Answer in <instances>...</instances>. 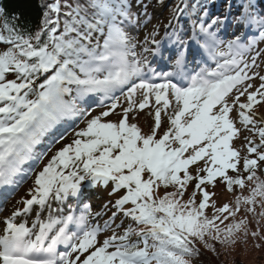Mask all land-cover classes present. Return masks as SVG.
Segmentation results:
<instances>
[{
	"label": "snow or ice",
	"instance_id": "snow-or-ice-1",
	"mask_svg": "<svg viewBox=\"0 0 264 264\" xmlns=\"http://www.w3.org/2000/svg\"><path fill=\"white\" fill-rule=\"evenodd\" d=\"M42 6L35 31L7 19L0 23V188H19L29 175L23 166L41 159L35 146L57 125L79 118L86 126L36 174L30 198L20 202L23 207L0 221V264H194L201 247L219 254L209 241L233 248L240 239L246 243L249 235L259 238L258 232H249L248 220L236 216L243 209L257 223L264 219V115L254 112L264 105V75L253 71L259 68L257 44L264 42V15L252 12L250 5L234 23L255 28L257 38L237 35L226 45L216 28L227 18L194 23L190 38L173 32L169 39L176 46L174 65L179 71L163 74L164 82L156 83L155 70L143 55L163 57L156 33L154 47L145 46L141 54L133 35L143 23L141 11L147 14L143 0H48ZM190 43L198 44L216 67L186 72ZM174 75L187 85L172 82ZM169 94L175 103L170 127L157 138L161 112L172 107ZM153 97L155 123L144 134L129 122L130 114L135 119ZM89 99L106 110L92 116L81 103ZM113 114L117 120L105 119ZM237 119L251 133L244 137L243 155L233 147L240 134ZM199 161L203 166L192 174L190 166ZM217 178L228 192L234 186L243 190L246 181L253 186L248 196L236 197L234 206L211 205L209 216L205 210L214 194L207 186L215 187ZM193 180L194 190L185 200ZM85 181L111 184L110 195L126 190L112 205L110 218L111 223L118 215L129 221L122 234L116 230L123 224H92L99 213L88 204L78 215L76 209L65 213L63 205L70 197L79 200ZM161 187L174 190L159 196ZM34 211L29 227L27 217ZM105 231L112 234L100 239Z\"/></svg>",
	"mask_w": 264,
	"mask_h": 264
},
{
	"label": "rangeland",
	"instance_id": "rangeland-1",
	"mask_svg": "<svg viewBox=\"0 0 264 264\" xmlns=\"http://www.w3.org/2000/svg\"><path fill=\"white\" fill-rule=\"evenodd\" d=\"M210 1V0H209ZM143 4L146 6L147 14L144 15L143 11H141V16L143 19V23L140 27L133 31V35L136 38L137 42V52L138 54L143 53V48L147 47H154L151 44V39L153 38V32L156 33L155 39L160 42V45L163 48L167 46H172L173 43L170 42L169 37H171L173 32L179 33L183 35L185 38H189L193 30V24H197L200 21L210 22L212 19L217 17L221 18L222 20L227 18L226 22L223 25H220L216 28V31H220L224 25L227 24L228 32L225 33L224 36H221L219 39L225 42V45L228 41L234 40L237 35H241L239 33L241 30L238 25L234 23L236 17L241 16L242 14H246L249 11L250 3L238 5L234 0H226V1H219V2H208V5L204 7H195L193 8V16L182 19V15L176 21V18L173 19V15L175 13L172 12L173 5L170 2H163V3H155L152 0H143ZM136 11L137 9H133ZM251 11L255 12L260 15H264V1L258 0L251 5ZM176 17V14H175ZM237 27V28H236ZM255 30V28H252ZM255 34H249L247 38L249 40L254 39ZM148 41L145 44V41ZM257 48L260 50L261 55L257 63L259 64V68L253 69L254 72L258 71L261 75H264V42L258 43ZM2 50V49H0ZM226 50V49H225ZM164 53V52H163ZM165 54V53H164ZM146 55L150 66L151 60L154 59L155 56H152L147 53H143ZM255 55V50L252 53H249V56ZM223 62V59H220ZM215 62V61H214ZM216 63V62H215ZM216 65H212L211 68ZM198 68L193 69L191 73H195L198 71ZM165 74V73H164ZM163 76V74H162ZM164 82L163 80L157 81L156 83ZM255 84L258 85L259 81H255ZM119 95V93H117ZM142 99V94L138 93L136 96V100L139 102ZM169 99L173 101L172 107H170L166 112H161V129L157 132L162 136L163 132L170 127L168 117L172 114L175 103L174 98L169 94ZM242 102H246L245 98H241ZM95 99H89L87 103H82L84 107H87L91 110L92 116L99 115L100 112L106 110L103 108L97 107V103ZM154 97L150 101V105L146 107L142 112L137 111L135 113V119L132 118L130 114V123H136L138 127L141 128L142 133L149 134V129L154 126V113L156 105L154 104ZM126 100L121 97V105L126 106ZM121 111V109H117V112ZM254 112L260 116L264 115V105H257L254 108ZM232 117L236 116L235 111L230 114ZM91 117H87L90 119ZM106 120H117L118 117L113 114V116L105 118ZM86 126V122H82L79 118L66 120L61 124L57 125L55 129L49 132L46 136L42 138L40 144L35 146L34 151L38 156L41 157L39 160H32L25 164L24 173H28L29 175L26 178L21 180L19 188H14L13 186H7V191L0 194V221H3L6 217L10 216L13 209H21L23 207L21 201L24 199L30 198L28 195L29 190L34 186V180L36 174L43 170V168L47 165L49 160L52 156L64 145L70 143L75 135L76 131L83 129ZM236 127L240 130V134L237 138L233 140V147L237 149H241L242 155L245 154L244 149L242 148L245 145V136L251 135L248 131L245 130L244 126L239 123V120H236ZM159 137V136H158ZM157 137V138H158ZM254 139L259 142L258 137H254ZM187 155V154H186ZM203 161H199L196 165L190 166V172L195 174V171L198 167L203 166ZM242 168V163L240 166ZM183 175V174H181ZM229 175L235 177L236 173L229 170ZM247 175L246 173L244 174ZM18 179H21L18 177ZM247 183V181H246ZM195 180L189 183L187 186L188 194H190L194 190ZM112 185L109 184L107 187L103 185L99 186H92L89 182L85 181L84 186L81 190V196L79 200L76 198L70 197L69 200L63 205L65 213L69 211V209H75L76 206L83 207L84 203L90 205L91 211L95 213H99V216H94L91 219L92 224H99L101 227L105 224V222L111 223V216L112 213L115 211L113 208V204L116 199L121 198L123 195L126 194V190H121L120 192L116 193L115 195H110L112 190ZM235 190H238V186H234ZM207 190L214 195L209 201V208L211 205H215L217 207H221L224 204H228L229 206H233L234 204V197L230 196L228 193L226 186L219 178L216 182V186L213 187L211 185L207 186ZM186 194V195H188ZM196 201L200 202V197L197 196ZM3 205V207H2ZM53 208L57 207L55 201H52ZM107 205V208H105ZM83 210V208H82ZM80 210V211H82ZM261 211L259 204L256 206V212L259 213ZM35 212V211H34ZM33 212V213H34ZM43 217L47 216V211L41 214ZM97 218H101L100 221ZM28 224L31 222V218L27 217ZM237 220L245 219L248 220V230L249 232H258L259 238H253L249 235L247 242L245 243L243 239H240L237 245L233 248H224L221 246H216L219 250V254L217 252L209 251L214 258L220 264H237L240 262L241 264H264V219H260L257 223V218H254L252 214H248L246 216H240L236 218ZM98 220V221H97ZM23 222V219L20 220ZM123 224L124 227L117 229V234H122L124 228L128 226V221L123 219L121 216H117L115 223H111L112 228H116V225ZM3 225L0 223V228ZM112 234L111 231H105L101 234L100 239L105 238L106 236H110ZM241 237L243 233L240 234ZM256 245H259L257 247ZM197 264H200L197 262Z\"/></svg>",
	"mask_w": 264,
	"mask_h": 264
},
{
	"label": "trees",
	"instance_id": "trees-1",
	"mask_svg": "<svg viewBox=\"0 0 264 264\" xmlns=\"http://www.w3.org/2000/svg\"><path fill=\"white\" fill-rule=\"evenodd\" d=\"M153 2L163 3V2H171L173 6L178 5L181 0H152ZM242 1V0H240ZM48 2V0H0V12L3 13V16H0V23H3L4 19L9 20L12 23L19 25L22 29H26L29 31H35L39 28L44 8L43 4ZM190 6L192 7L195 3L203 4V0H189ZM6 34V33H5ZM148 173L144 174V177L147 178ZM252 182H247L246 187L242 190L238 186V190L236 191L235 188L232 192H228L230 196L234 197V201L236 200L237 196H248L250 194L252 188ZM174 189H164L161 187L158 189V195L163 196L166 191H173ZM188 194V191L186 192ZM185 194L184 199H187V195ZM198 203V202H197ZM235 204V202H234ZM233 204V206H234ZM126 207H130L126 206ZM217 207V206H216ZM245 207H251L245 206ZM206 214L211 216L214 209L212 207L205 210ZM251 214V213H248ZM247 214V215H248ZM246 216L244 210L241 209L239 213H237V217ZM230 222V221H229ZM129 224V221H128ZM223 227V225H221ZM133 240L138 239V237H133ZM210 243H214L216 246H220L217 242L209 241ZM201 255H198L194 258V264L199 262L200 264H220L214 255H212L207 249L201 247ZM237 264H241L237 262Z\"/></svg>",
	"mask_w": 264,
	"mask_h": 264
},
{
	"label": "bare ground",
	"instance_id": "bare-ground-1",
	"mask_svg": "<svg viewBox=\"0 0 264 264\" xmlns=\"http://www.w3.org/2000/svg\"><path fill=\"white\" fill-rule=\"evenodd\" d=\"M244 29H245V27H244ZM170 52H172V53H170ZM176 52V49H175V51H174V49H171V50H169V52L167 53V54H169V55H173L174 53ZM175 57V56H174ZM170 71L172 70L173 71V73H177L179 70L175 67L174 69H169ZM176 76V78H178V79H180V77L178 76V75H175ZM182 80V79H181ZM155 104V103H154ZM43 217V216H42ZM29 218H31V221L32 220H34L35 219V212L34 213H32L30 216H29ZM98 219V218H97ZM28 226L29 227H31V222L28 224Z\"/></svg>",
	"mask_w": 264,
	"mask_h": 264
}]
</instances>
